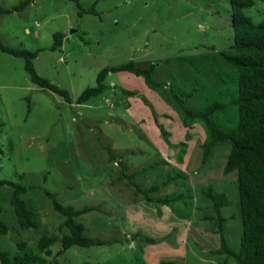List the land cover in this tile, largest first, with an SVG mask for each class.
<instances>
[{"label":"rangeland","instance_id":"obj_1","mask_svg":"<svg viewBox=\"0 0 264 264\" xmlns=\"http://www.w3.org/2000/svg\"><path fill=\"white\" fill-rule=\"evenodd\" d=\"M25 1L22 11L0 18V40L7 47L36 52L37 73L66 90L72 104L34 85L24 59L0 51V181L27 188L21 198L36 223L35 228L21 229L11 204L14 189L1 186L0 219L8 233L0 235V252L13 259L26 251L42 256L46 264H149L147 257L160 255L144 256L139 236L132 231V216H127V202L110 178L119 173L114 161L120 156L124 164L140 166L156 155L138 136L142 129L133 117L160 126L166 142H174L178 134L176 120L158 117L151 103L154 92L148 97L144 79L126 72L110 73L101 95L82 105L77 99L97 86L103 69L159 62L156 80L166 88L192 92L189 105L202 107L203 94L215 91L202 72L214 68L219 54L230 52L234 44L230 0H78L79 7L72 0L0 4L12 9ZM244 14L255 23L264 22V3L256 1ZM201 87L205 91H194ZM198 132L205 135L204 129ZM179 148L172 145L173 150ZM222 149L229 152L227 147L215 152ZM47 193L65 207L92 209L76 221L84 225L86 236L105 244L73 246L60 253L69 231ZM234 201L232 197L233 212ZM42 238L53 240L44 251L38 246Z\"/></svg>","mask_w":264,"mask_h":264},{"label":"trees","instance_id":"obj_2","mask_svg":"<svg viewBox=\"0 0 264 264\" xmlns=\"http://www.w3.org/2000/svg\"><path fill=\"white\" fill-rule=\"evenodd\" d=\"M72 1L80 6L78 0ZM256 1L264 3V0H230L234 29V44L230 49L233 52L220 53L214 68L211 70L205 68L203 72L201 71L215 88L210 95L203 94L205 102L202 107L195 108L189 105V101L194 97L192 92L184 93L178 87L169 89L164 83L156 80L159 62L149 67H139L134 62H130L103 69L98 75L97 86L87 88L77 99V104H84L93 97L101 95L106 89L104 82L110 73L129 72L142 77L147 87L152 90H160L164 87L166 93L163 96L178 111L188 131L193 129L195 123L202 126L206 138L201 147V167L208 165L215 150L229 148L224 173L237 174L243 227L238 251L232 250L227 243L226 219L222 212L223 208L230 204L226 195L208 187L203 190L202 196L204 203L208 204L214 213L211 218L215 220L214 231L219 234L221 240V247L217 253L231 258L236 264H264V22L255 23L244 14V10L253 7ZM26 5L27 1L12 9H5L0 4V18L3 15L20 12ZM60 45L61 42L55 43V46ZM0 51L24 59L25 70L34 85L59 95L69 104L72 103L66 90L37 73L33 64V59L37 56L36 52L7 47L1 40ZM180 60L188 61L187 58ZM195 67L197 65H194ZM195 89L194 91L197 92L205 91V87ZM161 131L166 139L167 134L162 129ZM167 142L171 145L168 139ZM121 177L131 180V176L123 173ZM178 177L181 176L169 175L167 181H175ZM5 185L14 189L11 204L21 229L35 228L34 213L27 208L21 198L27 192V188L10 181H0V187ZM129 187L135 188L131 183ZM155 190L153 188L150 191H143L136 188L137 195H142L154 205L170 204L183 198L180 194L152 199L148 195ZM47 195L52 199L55 210L65 218L64 226L69 231V234L62 239L60 253L73 246L91 247L105 244L103 241L86 236L84 225L76 221V218L92 209L77 210L73 207H65L56 200L54 194L47 193ZM1 212L0 208V216ZM7 233L8 227L0 219V235ZM51 242H53L51 238H42L38 246L44 251ZM0 264H46V259L26 251L11 259L8 252H0Z\"/></svg>","mask_w":264,"mask_h":264},{"label":"crops","instance_id":"obj_3","mask_svg":"<svg viewBox=\"0 0 264 264\" xmlns=\"http://www.w3.org/2000/svg\"><path fill=\"white\" fill-rule=\"evenodd\" d=\"M26 31L30 32L29 29ZM144 91L147 96V93L154 92L153 102L148 98L149 96L144 95L149 102L151 101L158 117L164 116L170 123L176 120L178 132L173 139L174 142L168 139L171 142L169 145L156 123L154 125L157 128H154L155 126H151L150 123L144 124L142 116L133 117L134 123L142 129L139 130L138 136L155 148L156 155L148 163L140 166L124 164L123 157L120 156L115 161L119 173L110 178L112 184L118 186L119 195L127 202V216H132V231L139 236V246L143 249L144 256L152 253L160 255L159 259L147 257V260H150L149 264H163L169 259H177L173 264L178 262L180 264H236L231 258L217 253L221 247V240L219 234L214 231L215 220L211 219L214 213L210 206L204 203L202 196L203 190L208 187L226 195L230 204L224 207L222 212L226 219L227 243L232 250L238 251L243 231L241 205L236 172L224 173L228 150L222 149L215 152L208 165L201 167V147L206 135L197 133V130L200 128L202 132V126L195 123L193 129L188 131L178 111L166 104L167 101L165 102V97L160 90H152L146 85ZM172 145L180 148L173 150ZM122 173L131 176V180L122 178ZM177 174L181 177L175 181H167L169 175L177 177ZM129 183L135 188L129 187ZM136 188L143 191L155 188L156 190L148 195L152 199L180 194L183 198L172 201L170 204L154 205L142 195H137ZM232 197L236 202V206L233 207L234 212ZM154 258L155 260L151 262Z\"/></svg>","mask_w":264,"mask_h":264}]
</instances>
